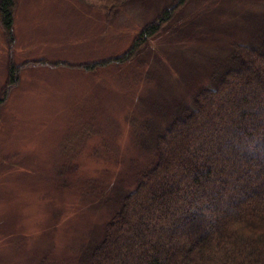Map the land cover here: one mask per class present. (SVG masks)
Segmentation results:
<instances>
[{
    "label": "rangeland",
    "instance_id": "obj_1",
    "mask_svg": "<svg viewBox=\"0 0 264 264\" xmlns=\"http://www.w3.org/2000/svg\"><path fill=\"white\" fill-rule=\"evenodd\" d=\"M171 1L109 15L105 0H16L14 38L0 25V264H88L158 131L225 70L234 43H260L264 0H191L183 32L128 59Z\"/></svg>",
    "mask_w": 264,
    "mask_h": 264
},
{
    "label": "trees",
    "instance_id": "obj_2",
    "mask_svg": "<svg viewBox=\"0 0 264 264\" xmlns=\"http://www.w3.org/2000/svg\"><path fill=\"white\" fill-rule=\"evenodd\" d=\"M105 1L112 15L133 0ZM190 1L172 0L128 59L170 29L183 32L177 17ZM15 6L0 0L11 39ZM192 102L158 131L153 163L120 200L88 264H264V29L259 44H233L225 70Z\"/></svg>",
    "mask_w": 264,
    "mask_h": 264
}]
</instances>
